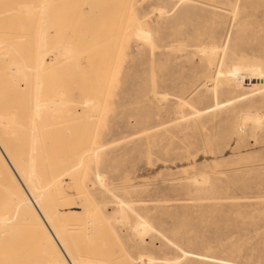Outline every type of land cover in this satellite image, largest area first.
<instances>
[{
	"label": "rangeland",
	"instance_id": "rangeland-1",
	"mask_svg": "<svg viewBox=\"0 0 264 264\" xmlns=\"http://www.w3.org/2000/svg\"><path fill=\"white\" fill-rule=\"evenodd\" d=\"M128 1L131 12L126 22L135 23L125 22L122 36L120 33L115 37L117 25V30L109 28L118 24V20L110 17L107 3L97 21L102 26L91 29L92 34L79 23L75 31L80 34L72 30L68 36L66 33L64 37L56 36L77 49L81 60L75 57L73 65L81 73L75 74L72 62L67 66L68 59L63 60V54L58 52L62 57L57 55V61L53 53H47L53 58L54 65L50 62L53 66H49L48 72L55 74L54 86L61 83L57 78L60 76L62 81L66 79V84L70 82L67 85L62 82L63 87L67 86L65 89H75V93L68 89L67 95L74 99L84 97L80 99L82 107L92 99L88 110L89 105L80 108L79 98L77 107L72 101L70 104L77 110L71 109L70 114L75 111L71 115L59 113L56 132L60 133V141H80L78 138L85 139L87 135L86 140L102 147L78 172L80 180L75 184L87 190L88 212L94 206L102 209L103 217L100 213L97 216L101 226L110 229L102 235L105 239L102 241H106L104 253L114 260L111 264L127 261H130L127 264H172L174 259L177 262L174 264H264V0ZM107 18L113 20L111 24ZM136 28L148 38H143L139 33L142 31L136 32ZM99 33L103 36H98ZM105 34L112 36V40ZM203 43L219 46L218 55L214 52L215 56H210L204 50L210 45L204 48ZM177 44H181L182 50ZM79 46L80 49L76 48ZM112 49L116 50L111 56ZM103 64L109 67L104 68ZM82 75L84 80H93L98 89L92 82L82 81ZM57 88L61 89L58 85ZM86 93L89 97L94 95L89 98ZM155 93L161 97H155ZM94 98L98 100L94 102ZM218 101L222 102L215 106ZM93 102L100 103L94 105L99 109H92ZM198 108L204 109L202 113H194ZM78 112L86 117L81 118ZM246 113L258 115V124L252 119L245 120L242 116ZM66 115L70 117L65 118L67 121L63 118ZM72 119L77 120V129ZM62 123L69 127L62 128ZM83 123L85 127L81 126ZM63 132H69L72 139ZM77 132L85 136H78ZM202 172L208 173H203L209 178L206 183L200 179ZM120 205L127 213L126 218L113 219L118 215L114 210H119ZM89 215L86 217L92 219ZM151 255L156 263L148 260Z\"/></svg>",
	"mask_w": 264,
	"mask_h": 264
},
{
	"label": "bare ground",
	"instance_id": "bare-ground-1",
	"mask_svg": "<svg viewBox=\"0 0 264 264\" xmlns=\"http://www.w3.org/2000/svg\"><path fill=\"white\" fill-rule=\"evenodd\" d=\"M106 3L110 5V9L108 10V12L111 10L110 17H114L113 19L114 21L118 20V24L114 22L116 23L114 25L115 27L113 25H110L111 27L109 28H112V29L116 28L117 30V27H116L117 25L118 33L116 32V35H115L113 32V34L116 37L117 35H120L121 33V36H122L123 30L126 29L124 28L126 18H128L126 16H128L127 14H129V11H130L129 10L130 2L128 0H0V264H111L114 262V260L112 262V260L109 258L110 256H108V253L107 254H105L106 252L104 253L103 242L106 243V241H102V238L105 235V233L103 232L108 229L105 230L104 226L103 227L101 226V220L97 216L99 215V213L100 215L102 214V211H101L102 209L100 210L99 208L94 206L91 209V212L89 211L90 215H92V219H88L86 216L89 215L88 210L90 207V201H89L90 197L89 198L87 197V190L85 191L84 186H80L81 185L80 182H79L80 184L79 186L78 184H75L76 181L78 183V181L80 180V179L77 180L78 178H80L79 177L80 175L77 176L78 172L81 170V168L85 167V165L87 164V161L90 158L98 155L100 146L94 142H90L89 139L86 140L87 135L85 139L78 138L80 141L78 140L74 141V139L73 141L58 140L60 133L59 135H57V132H56V130L59 129L58 127L59 125H57L58 121L56 120L57 116L60 115L59 113H62V114L64 113V114L69 115L71 112V109L77 110L75 109V107H77L76 105H78L77 99L79 98L78 102H80V99H82L83 96L81 97L80 95L81 98L78 97L74 99L71 94L67 95L69 94V90L74 91L75 89L71 90L72 88H66L67 89L66 90L65 87L67 86L63 87V84L64 83L66 84V82L64 81L66 79L63 80L64 83L62 84L63 81L61 78H59L60 76L57 77L56 75V77L60 79L61 81L60 84H62V86H60V84H57V83L56 84L59 87H61V89L57 88V85L54 86L55 82H57L55 81L56 79L54 80L55 74L53 75V73L48 72L49 66L51 65V63H53L51 62L53 61L51 60L53 58L50 57L51 56L50 54H49V57L47 56V53L50 52V53H53L52 57L54 56V59H56L55 57H57L58 52H59L60 55L63 54L64 56L63 60L68 59L66 61L67 66H68V63L70 65V62H72V66H74L73 64L75 63L74 62L75 57L78 60L80 56L79 54L78 55L76 54L77 49H74V47H72L73 45H71L70 42H67L62 37H64L65 33L68 36V32L79 29V27L77 26L79 23L82 27H85L86 30H90L91 32L90 34H92L91 29H94V30L99 29V27L102 26L101 25L102 23H97V21L98 19H100L99 16L102 15L101 9L105 8L104 6H107ZM232 4L234 5V3ZM162 8L163 10L165 9L164 7L159 6V9H162ZM104 11L105 10H103V12ZM163 12H162V16L164 15ZM106 17H109V16H106ZM110 19L111 18H109L108 20L110 21L109 23L111 24V21L113 20H110ZM83 21H84V24H82ZM126 23L128 24L129 21ZM132 23H135V22H132ZM132 23L131 24L129 23V24L132 25ZM103 25H104V22H103ZM140 28L138 29L136 28L135 31L136 32L142 31ZM107 31H109L108 28H107ZM135 31H133L134 34H135ZM75 32L77 33V35L80 34L77 31ZM96 32L98 33V31ZM142 32H139V33L144 35L145 32L143 33ZM60 34H63L61 35L62 36L60 38L61 40L56 38V36L58 35L59 37ZM101 34L98 36L102 37L103 35ZM106 34L104 36H108L107 38H110L112 40L111 38L112 36L109 37L110 35H112L111 32L109 33L110 35H106ZM135 35L138 36L139 34L137 33ZM145 35L143 38L147 37ZM90 37L93 38L92 35ZM72 38H71V41H72ZM96 39L100 40L99 37ZM96 39L93 40V43L95 42ZM119 39L121 41L122 38H119ZM74 40H77V39H74ZM74 40L73 42H76ZM77 41H81V40L78 39ZM85 41L86 40L84 39V42ZM114 41H117V39ZM114 41L113 43H115ZM183 41L185 40L183 39ZM73 42L72 44H75ZM182 42L180 41L179 43H182ZM120 43L118 42V44ZM183 43L185 44V42ZM91 44H92V41H91ZM116 44L117 43H115V45ZM210 44H208V46ZM89 45L87 44V46ZM172 45H170V47ZM177 45H179L180 47L181 44H177ZM206 45L207 44L204 45V48ZM93 46H95V44H93ZM120 46L121 45H119V47ZM200 46L201 45H199V47ZM82 47L84 51L85 47L84 46ZM90 47L91 46H89V48ZM218 47H216V45H210L208 49H204V50H207L209 52V53L206 52V54L208 53L210 54V56L213 57L215 56L216 53L218 55V52L216 51ZM76 48L80 49L81 47L79 46ZM171 48L175 49V47H171ZM113 49L110 51V53L112 52L115 54V52L113 51H115L116 49L115 50ZM221 49L224 50V48H221ZM102 50L103 48L101 49V51ZM180 50H182L181 47H180ZM199 50L201 51V47ZM97 52L100 54L98 50ZM214 52L216 53L214 54ZM87 53H89V51ZM112 53H111V56H112ZM75 54L77 56H75ZM203 54L204 53H202V55ZM96 55L98 57V54H95V56ZM221 56H220V59H221ZM71 57H74L71 59L73 61L70 60ZM105 58H106V55H105ZM100 59H103L105 61L104 58H100ZM56 60L58 61V59ZM86 60L89 61V59H86ZM108 60L109 59H107L106 63H108ZM104 61H101V62L103 63ZM109 62H112V61H109ZM87 64L88 63H86L85 66ZM90 65H93V62L92 64L90 63ZM105 65L103 64V67ZM88 67L91 70V67L90 66ZM108 67L109 65L107 66V68ZM61 68H63V66ZM69 68L70 69L74 68L75 74H77L76 71H78L77 70L78 67L74 66L71 68V66H69ZM69 68L67 69L68 73H69ZM103 69H101V71ZM55 71L58 72L57 70ZM63 72L65 73L64 70ZM68 73H66L67 74L66 77H68L67 81L69 80V77H70ZM79 73H81V71ZM106 73L108 74V72ZM108 76L109 75H107L106 77ZM77 77H81V75H78ZM83 77L85 76L82 75V78ZM84 79L85 78L81 80L83 81ZM73 81L74 80H72V84H73ZM85 81L87 80H84V82ZM92 81L93 80H90V82ZM96 81L98 83L97 79ZM99 82L102 85L103 82L102 81H99ZM68 83L70 84V82H67V84ZM91 84L94 88H96L95 83L92 82ZM81 85H83V82L81 83ZM87 85L84 86V88L87 87ZM82 87L83 86H81V88ZM74 88H76V86ZM93 89H92V93H94ZM214 89H215V85H214ZM88 92H91V90H89ZM73 93H75V91ZM86 94H84V96L88 95ZM101 94H100V97H101ZM92 95L90 97L88 95V97L91 98ZM68 96H70V98L76 101L70 100ZM156 96L157 94L155 93V97ZM88 97H85V98H88ZM162 97H164V95ZM96 98H94L95 100L93 99L94 102L98 100ZM83 100H84V97H83ZM72 101L74 102L73 106L75 107H73L70 104ZM88 102L89 103L85 105L86 106L89 105V107H86L85 105L84 107H82L83 106L82 102H80L79 103L80 104L79 106H81L80 108H85V107L86 109L90 108V105H91L90 102L92 103V99L91 101H88ZM94 102H93V108H92L93 110L95 107L94 105L99 103L98 102L94 104ZM221 102L222 101H218L215 104V106ZM73 110H72V113L74 114L75 111L73 112ZM83 110H81V112H84ZM202 110L204 109L198 108L194 111V113L196 112L200 114L202 113ZM84 113H86V111ZM252 113H246L245 116H242V117L245 120L252 119V121H254L255 124H258L256 122H259L260 117ZM79 115L82 118L83 114L81 115L79 113ZM75 117H73L74 120H75ZM63 118L65 120V118L69 119L70 117L66 115V117H63ZM74 120H73V124L77 121V120L76 121ZM78 120L81 122L80 119ZM88 120L89 118L86 120L87 123L86 124L83 123L81 124V126H83L84 124L87 125ZM243 122L245 123V121ZM63 124L64 123H62L61 125ZM76 124L77 123L73 125L75 128L77 126ZM64 126L65 124L63 125V127L62 126L61 127L62 128L69 127L68 125L65 127ZM84 129L86 131V128ZM82 130L83 129H81V131ZM62 131L63 129H61V132ZM67 133L70 137V133L66 132L65 134ZM78 134L79 133L77 132V135ZM80 134H83V132H81ZM83 135L85 136V133ZM70 138L72 139V137ZM203 173L205 172H202V174ZM202 174L200 173L198 175L202 177L201 176ZM206 174L208 173H205V175ZM98 176L100 177L101 175L99 174ZM203 177L200 179L204 180V182L207 179L209 180L208 175L205 177L203 174ZM211 192H213V190ZM123 203L125 204V202ZM123 208L124 207L120 205L119 210L118 209L114 210L115 214H118V215L113 214L114 212L112 211L113 212L112 214L115 215L113 219L114 218L116 219L126 218L127 213L125 214L123 212ZM112 214H110V217L108 218H111ZM95 220L98 221L97 225L95 224ZM107 220H110V219H107ZM135 224L134 226H136ZM148 224L146 225L143 224V225L148 226ZM140 225H138L137 223V226H140ZM112 235L114 234L112 233ZM103 240L105 239L103 238ZM117 243L115 245H117ZM147 257L150 262H152L155 259L154 257H152V255L147 256ZM127 259L125 260L124 258L123 260L127 261ZM162 259L163 258H161V260ZM148 260H146V262ZM163 260L166 261V259H163ZM127 262H130V261H127ZM127 262H125V264H127ZM174 263H177L175 259L172 264Z\"/></svg>",
	"mask_w": 264,
	"mask_h": 264
}]
</instances>
